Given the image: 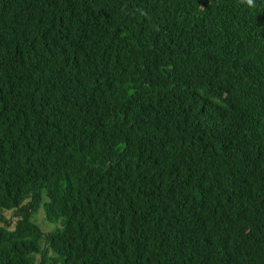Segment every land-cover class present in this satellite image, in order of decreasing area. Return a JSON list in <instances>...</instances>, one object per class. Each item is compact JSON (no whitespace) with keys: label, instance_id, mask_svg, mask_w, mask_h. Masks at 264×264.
Returning a JSON list of instances; mask_svg holds the SVG:
<instances>
[{"label":"trees","instance_id":"16d2710c","mask_svg":"<svg viewBox=\"0 0 264 264\" xmlns=\"http://www.w3.org/2000/svg\"><path fill=\"white\" fill-rule=\"evenodd\" d=\"M0 264H264V0H0Z\"/></svg>","mask_w":264,"mask_h":264},{"label":"rangeland","instance_id":"374dc122","mask_svg":"<svg viewBox=\"0 0 264 264\" xmlns=\"http://www.w3.org/2000/svg\"><path fill=\"white\" fill-rule=\"evenodd\" d=\"M35 221L37 222V224L40 226V228L45 232V233H49L52 232L53 230H55V228H57L56 225H52L50 224V222L46 219V216L44 214V211L41 210L37 216L35 217ZM39 261V258H38Z\"/></svg>","mask_w":264,"mask_h":264},{"label":"clouds","instance_id":"9594fccd","mask_svg":"<svg viewBox=\"0 0 264 264\" xmlns=\"http://www.w3.org/2000/svg\"><path fill=\"white\" fill-rule=\"evenodd\" d=\"M246 3L251 7L254 6V0H246Z\"/></svg>","mask_w":264,"mask_h":264}]
</instances>
